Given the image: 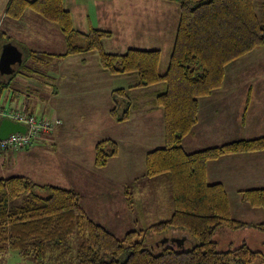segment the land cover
Listing matches in <instances>:
<instances>
[{"label":"trees","instance_id":"trees-1","mask_svg":"<svg viewBox=\"0 0 264 264\" xmlns=\"http://www.w3.org/2000/svg\"><path fill=\"white\" fill-rule=\"evenodd\" d=\"M176 1L179 20L165 71L161 70L162 53L158 49L105 52L104 41L112 33L95 27L87 32L78 30L65 0L8 1L6 19L18 21L31 11L55 25L66 44L63 54L36 52L16 44L23 53L19 66L31 63L37 66L39 74L38 66L97 53L105 74L135 78L131 89L158 88L153 90L152 103L147 104L152 106L151 111H162L164 147L147 153L145 177L170 192L171 217L118 237L91 218L75 191L41 185L24 176L0 178L2 253L15 251L36 264H264V252L253 250L246 243L218 250L213 237L219 228L237 230L252 226L264 232V220L258 224L236 220L224 185L208 180L210 163L226 156L264 152V135L194 152L183 146L184 139L199 124L201 101L222 88L226 68L264 47V0ZM3 35L7 44H15L7 34ZM16 74L15 70L11 75H1L5 80L1 88L8 86ZM10 99L6 105L0 104V110L22 109ZM111 100L109 115L117 123L128 122L138 107L135 97L123 88L114 90ZM23 111L33 114L28 105ZM48 134L33 145L47 139ZM94 155L95 167L105 168L119 155V145L111 139L102 140L95 145ZM239 195L244 204L264 214V189L242 190ZM130 196L125 191L132 208ZM22 198L21 206L11 207ZM156 236L163 238L156 240Z\"/></svg>","mask_w":264,"mask_h":264},{"label":"rangeland","instance_id":"rangeland-1","mask_svg":"<svg viewBox=\"0 0 264 264\" xmlns=\"http://www.w3.org/2000/svg\"><path fill=\"white\" fill-rule=\"evenodd\" d=\"M8 1L0 0V57L3 47L7 44V39L3 33L14 41V45L18 44L10 29L8 30L9 19H5ZM66 1L68 6H72V8L75 7L71 5L73 2L76 4L86 2L89 15L99 11L100 5L103 4V0ZM73 14L75 15V12ZM99 14L102 18L101 24L96 23L95 13L93 16L94 24L99 27L98 29L112 33V37L104 41L105 52L120 54L119 52L126 53L130 48H141L140 40L137 42L130 38L133 35V30L129 28L127 23L113 21L112 26L107 27L105 13ZM79 29L86 31L87 27L80 23ZM20 30L21 27L18 26L14 32L17 34ZM166 48L165 45L162 55L165 54ZM255 51L257 52L250 53L245 61L252 59L253 63L259 64L260 68L253 72L255 75L253 81L264 83V53L258 55L260 50ZM87 56L79 55L67 58L66 61L58 60L56 62L58 66H54L55 62L49 66H38L41 69H37L39 74H36L35 68L37 66H33L31 63L24 62L23 66L15 65L14 69L17 74L4 88H1V85L5 80L0 74V104L6 105V98L16 94L17 98L20 99L19 102H16V106L25 110L26 105H28L29 110L37 117L51 119L54 115L57 117L59 114L63 115V131L56 135L53 140L54 144L48 139H43L35 143L30 149L29 152L37 149L35 154L32 152L27 155L26 152L20 155L16 154L19 161L15 167L7 169L6 172H0V177L24 176L41 185L73 190L80 195L81 204L94 221L104 225L116 236L122 237L128 231L146 229L152 224L168 220L171 217L170 192L168 193V189L164 185L156 184L154 180L145 177L147 153L164 147L163 114L161 110L152 112L151 115L144 114V108L148 106V102L152 103L153 97L150 95L143 97L141 94H136L135 96L138 97H135V103L138 107L133 111L131 120L124 124L114 123L109 116V111L112 108L110 93L121 88L133 93H140L145 90L131 89L135 85V78L133 77L103 75L98 69L99 57L97 53L88 56L91 58L88 65L85 66L80 59ZM170 56L169 54L162 58L161 68L164 67L162 71L168 69ZM243 63L245 62L240 61L237 64L239 65L238 70H234V64L228 66L226 68L227 79L233 77L241 82L246 80L244 72L241 71ZM95 73L99 77L110 80L104 81L103 85L96 80ZM57 87L60 90V97L55 96ZM228 87L230 85L226 82V89ZM151 89L158 88H149L147 91L150 92ZM254 92L257 93V89H254ZM262 120L264 123V114L262 113L258 118H255V115L251 116L250 124L247 125L246 129H237V133L234 132V129H226V125L221 127L222 132L217 137L204 136L203 132L198 131L194 134L193 131L184 139L183 146L187 150H191V148H205L204 146L212 144L213 141H217L219 144L217 146H220L225 144L222 143L223 141L228 143L227 141L233 142L263 136L264 124ZM205 135L208 134L205 133ZM106 139L118 143L119 155L111 159L105 168L98 169L94 165L95 145ZM234 190L230 191L233 217L238 221L250 224L262 222L264 220L262 210L253 209L244 204L239 193ZM125 191L131 194L129 197L132 201L130 211L137 217H140L142 211L143 218L137 223L138 225H129L131 220L125 222L129 228L126 229L124 225L122 230L109 222L112 220L110 204L114 202L118 207L124 206L126 203L128 206L127 198L124 196ZM120 193L124 196L122 198L124 205L118 203L121 201ZM132 196L133 198H131ZM23 200L24 198L12 203L11 207L21 206ZM149 206L154 207V211L148 217L144 208L148 209ZM90 207L93 211H90ZM162 238V236H156V240ZM213 240L217 242L219 251H226L246 243L251 249L264 252V232L252 226L237 230L226 227L219 228L215 232ZM186 247H191V243H188ZM0 264L36 263L32 259L21 257L15 251L8 250L2 253L0 250Z\"/></svg>","mask_w":264,"mask_h":264},{"label":"crops","instance_id":"crops-1","mask_svg":"<svg viewBox=\"0 0 264 264\" xmlns=\"http://www.w3.org/2000/svg\"><path fill=\"white\" fill-rule=\"evenodd\" d=\"M71 5H74L75 7L72 8V6H68L67 1L65 0V6L72 13L75 27L78 29L80 23L81 25H85L87 27L86 31L79 29L82 32H87L90 27L99 28L94 24V13L96 16L95 21L97 24H101L102 21L99 13H105L107 27L112 26L113 21H121L129 25V28L133 30V35L130 38H133V40L137 42L139 40L141 41L140 49H158L162 53L164 51L163 48L166 45L167 48L165 54L162 55V58L171 54V48L173 50L179 20V4L176 0H103V4L100 5L101 8L99 9V11H95L94 13H92V15L88 14L86 2H81L79 4L73 2ZM73 12H75V15L73 14ZM117 17H119L121 20ZM7 25L8 30L10 29V32L13 34L14 39L18 42L20 47H24L36 52H46L50 54H63L65 52V39L58 28L31 11H27L21 20H8ZM18 26L21 27V30L16 34L14 32V29ZM255 50H260L258 51V55L264 53V47L256 48ZM255 50L253 52H257ZM119 53L123 54V52ZM88 56L86 57V59L85 57L80 59L82 62L83 59H85V62H83L85 66L88 65L91 58ZM247 56L240 59V61L245 62L243 63V68L241 71L244 72L246 80L241 82L237 81L233 77L227 79L228 74H226L222 88L214 92V94H212L210 97L201 101L200 121L198 126L194 130V134L198 131L203 132L204 136L217 137V135L222 132L221 127H224L226 125V129H234V132L237 133L238 130H243V128L246 129L247 125L250 124L251 116L255 115V118H258L261 113L264 114V83L253 81V78L255 76L253 75V72L260 67L257 62L253 63L252 59L245 61V58H247ZM62 61H66V59H63ZM240 61L234 63V70H238L239 65L237 64H239ZM56 62L58 61L55 60V63ZM54 66H58V64L56 63L54 64ZM98 69L103 75L108 76L101 71L100 66ZM162 69H164V67H162L161 70ZM39 70L41 69L39 68ZM95 78L103 85L104 81L110 80L105 79V77H99L96 73ZM226 82L229 83L231 88L228 87L226 89ZM254 89H257V93L254 92ZM55 90L57 91L55 96L60 97L59 88L57 87ZM153 90L156 91L158 89H151L150 92L145 90L144 92L140 93H133L132 91H129V93L131 95L134 94V97H138L135 96L136 94H141L143 97H147L148 95L151 96L153 94ZM112 92L109 95L110 99ZM16 97L17 95L14 94V96H11L10 100H14L15 102L13 103L19 102L20 99ZM9 98L10 97L6 98V101ZM151 107L152 106L148 108V106H146V108H144L143 110L145 112L144 114L151 115L152 112H158V110H149L151 109ZM91 115H93V113H91ZM93 116H95V114ZM62 118L63 115L61 116V114H59L58 117L55 115L51 117V119L55 122V128L53 132L51 134H48V136H45V138L52 141V144H54L53 140L56 135L63 131ZM222 120H224L225 122ZM57 121H59V123H57ZM112 121L114 123H117L114 120ZM205 133H207L208 135H205ZM258 137L260 136H256V138ZM217 143V141H213L212 144L204 146L205 148H191V150H187L186 148L185 149L188 152H194L200 149H206L219 145ZM222 143H226V141H223ZM189 146L192 147L191 144H189ZM30 149L26 151L21 150L6 153L0 152V172H6L7 169L15 167V165L19 161L16 158V154L20 155L24 152H26V155L31 152L35 154L37 151L36 149L29 152ZM208 180L212 184H223L229 194V198L230 191H232L233 189H235L234 191H237L238 193L242 190L264 189V152L226 156L221 158L220 160L212 162L208 166ZM124 196L120 193L121 201H119L118 203H120L121 205H124L122 200ZM124 206L116 207L114 202L113 204H110V208L112 209V220H110L109 222H111L114 227H118L122 230V226L124 225L126 229L129 228L127 227L128 224H126L125 222L131 220V224L129 225H138L137 223H139L141 221V218H143L142 211L140 217H137L133 214V212L130 211L131 208H128L126 203ZM90 211H93L91 207ZM144 211L149 217L150 213L154 211V207L149 206L148 209L144 208Z\"/></svg>","mask_w":264,"mask_h":264},{"label":"built area","instance_id":"built-area-1","mask_svg":"<svg viewBox=\"0 0 264 264\" xmlns=\"http://www.w3.org/2000/svg\"><path fill=\"white\" fill-rule=\"evenodd\" d=\"M2 118L10 119L27 126V133H15L4 140H0V151H20L32 146L35 140L50 133L55 126L54 120L37 117L33 114L30 115L22 109H18L17 111L0 110V119Z\"/></svg>","mask_w":264,"mask_h":264},{"label":"water","instance_id":"water-1","mask_svg":"<svg viewBox=\"0 0 264 264\" xmlns=\"http://www.w3.org/2000/svg\"><path fill=\"white\" fill-rule=\"evenodd\" d=\"M22 63L23 53L19 48L12 43L6 44L0 57V74L11 75L15 71L14 66L22 65ZM15 133L26 134L27 126L10 119H0V140H4Z\"/></svg>","mask_w":264,"mask_h":264}]
</instances>
